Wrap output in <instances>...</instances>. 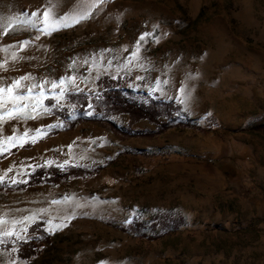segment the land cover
<instances>
[{"label":"rangeland","instance_id":"374dc122","mask_svg":"<svg viewBox=\"0 0 264 264\" xmlns=\"http://www.w3.org/2000/svg\"><path fill=\"white\" fill-rule=\"evenodd\" d=\"M80 3L0 0V87L30 74L24 84L51 109L0 123V144L29 131L0 154V185L41 167L87 172L0 190V264H264V0H96L75 26L38 30L44 13ZM109 89L134 91L156 122L113 108ZM79 109L102 124L63 127ZM109 123L124 133L172 127L127 138Z\"/></svg>","mask_w":264,"mask_h":264},{"label":"snow or ice","instance_id":"6c2138e0","mask_svg":"<svg viewBox=\"0 0 264 264\" xmlns=\"http://www.w3.org/2000/svg\"><path fill=\"white\" fill-rule=\"evenodd\" d=\"M97 7L96 0H81V3L78 5L77 9L73 12L64 14L59 17H54L49 19V13H44V27L38 29L41 32H44L47 35H51L54 31H59L62 29L70 28L75 26L77 23L82 22L83 20L90 17L92 10ZM8 32V28L5 27L4 34L6 35ZM148 34L145 33L139 37L140 41H144L145 37ZM39 38V37H37ZM30 41H24L23 44L27 45ZM7 52V49H4ZM140 45L139 43L136 45V51L133 53V57L137 60L139 59ZM13 58H15V53L12 54ZM7 58L4 59L3 62H0V70L7 71ZM31 79L30 74L21 76L13 83H11L7 87H0V123L6 122L10 119L20 120V119H35L36 116L49 113L51 109L46 107L43 103L45 98V93L42 91L39 93V96H33V89L36 85L32 87H27L24 84L25 81H29ZM73 82L75 78H72ZM65 80H61L59 84L53 83L52 88L56 89L57 87L63 86ZM43 87V85H41ZM27 90V95L22 94L24 90ZM64 95L63 91L60 93V97ZM35 103H32V101ZM57 103H59V99H57ZM41 136V132L36 131L35 135L32 136L31 142L35 143L36 138ZM29 131H24L22 135H10L6 137L3 144H0V154H3L5 148L9 145L23 147L26 142H28ZM3 182V179L0 178V183ZM31 219V218H29ZM0 223H4L0 221ZM26 230V229H25ZM4 235H12V233L5 230Z\"/></svg>","mask_w":264,"mask_h":264},{"label":"trees","instance_id":"16d2710c","mask_svg":"<svg viewBox=\"0 0 264 264\" xmlns=\"http://www.w3.org/2000/svg\"><path fill=\"white\" fill-rule=\"evenodd\" d=\"M135 93L134 91L127 89H109L105 91L102 96L109 105H111L113 108L130 114L132 118H137V119H142V118H147L153 122H156L155 119V110L151 109L149 107L139 105L137 102H135L132 99V96H134ZM84 95H76L74 93H69L66 95L67 99H73L76 101L79 98H83ZM158 103L155 102L154 106H156ZM153 106V107H154ZM167 108L172 107V105L167 104L165 105ZM85 105L82 106L84 108ZM76 116L72 115H63V123L62 126L68 125V128L71 129L75 125L82 123V122H90L94 124H102V121L97 118V117H91L87 118L85 117V113L83 110H77L76 111ZM189 126V125H187ZM109 127L111 130L117 133H123L127 138H133V137H155L157 135L162 134L166 130L172 127L171 123H165V124H160V128L156 132H143V133H124L123 131H120L114 124L109 123ZM264 128V127H263ZM216 163V162H214ZM87 172L81 168L77 167H69L67 169H62L59 167H50V168H45L41 167L36 169L33 173L29 175V180L22 184V185H14V186H4L0 185V190L3 188L7 189H19L22 187H27L30 185H35L41 182V180L45 177H50L51 181L53 182H60L62 179H69L73 176H82L85 175ZM226 176L229 177V172L225 170ZM38 226H40V223H36L33 226H31L32 231H36L38 229ZM36 242L35 238H31L28 243L23 244L22 246V251L21 255H25V258H30L33 254V249L35 248L36 245H34ZM32 250V251H31Z\"/></svg>","mask_w":264,"mask_h":264},{"label":"crops","instance_id":"0c3cea01","mask_svg":"<svg viewBox=\"0 0 264 264\" xmlns=\"http://www.w3.org/2000/svg\"><path fill=\"white\" fill-rule=\"evenodd\" d=\"M165 101V100H164Z\"/></svg>","mask_w":264,"mask_h":264}]
</instances>
